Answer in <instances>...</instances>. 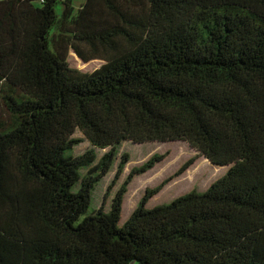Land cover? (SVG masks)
Instances as JSON below:
<instances>
[{
    "label": "trees",
    "instance_id": "1",
    "mask_svg": "<svg viewBox=\"0 0 264 264\" xmlns=\"http://www.w3.org/2000/svg\"><path fill=\"white\" fill-rule=\"evenodd\" d=\"M176 141L227 171L94 208L125 143ZM0 264H264V0H0Z\"/></svg>",
    "mask_w": 264,
    "mask_h": 264
},
{
    "label": "rangeland",
    "instance_id": "2",
    "mask_svg": "<svg viewBox=\"0 0 264 264\" xmlns=\"http://www.w3.org/2000/svg\"><path fill=\"white\" fill-rule=\"evenodd\" d=\"M84 1L74 0V3L80 6ZM59 8L60 6L58 10ZM69 61L71 66L82 72L94 71L104 63L102 59L84 62L74 52L69 55ZM75 136L83 137L79 131ZM91 146L89 141L83 139V142L75 147L74 152L76 155H82ZM96 151L99 158L108 152L107 149ZM124 153H129L131 160L125 164L123 172L118 174L121 162H124ZM197 154L194 148L183 141L144 145L125 143L118 152L109 176L102 180L94 194V208H100L104 202V211L107 212L118 194L127 189L121 212V223H124L133 210L138 208L148 190L161 186L158 193L150 197L147 203V207L150 208L168 204L177 196L193 190L205 191L222 177L227 169L226 166H216L207 158L199 157L184 172H179ZM141 168L145 171H141Z\"/></svg>",
    "mask_w": 264,
    "mask_h": 264
}]
</instances>
